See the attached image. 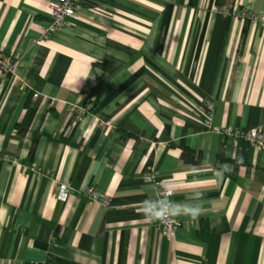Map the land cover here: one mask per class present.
I'll return each mask as SVG.
<instances>
[{"label": "crops", "instance_id": "0c3cea01", "mask_svg": "<svg viewBox=\"0 0 264 264\" xmlns=\"http://www.w3.org/2000/svg\"><path fill=\"white\" fill-rule=\"evenodd\" d=\"M50 1L0 0V264H264V148L203 123L264 133V0H81L44 37ZM148 172L199 196L172 238Z\"/></svg>", "mask_w": 264, "mask_h": 264}, {"label": "built area", "instance_id": "2783aa9c", "mask_svg": "<svg viewBox=\"0 0 264 264\" xmlns=\"http://www.w3.org/2000/svg\"><path fill=\"white\" fill-rule=\"evenodd\" d=\"M80 3L81 0H51L48 3L51 25L50 28L43 34L44 37H47L49 33L58 31L64 27L66 19L69 18L77 20L79 17ZM250 17L257 23H264V14H251ZM13 73L14 63L6 56L0 55V75L7 76ZM33 96L36 97L37 94H34ZM71 110L75 111L77 116H82L89 112L90 106L77 108L72 107ZM203 123L204 126L211 132L231 136L234 139H242L258 148H264V133L261 130L253 129L248 132H244L231 128H218L211 124L210 117L208 115L204 118ZM143 179L154 184L157 195L161 190V183L155 180L154 174L148 172L143 176ZM71 193L72 189L70 186L64 184H60L58 186V194L60 197L66 198ZM84 195L91 200L97 201L99 199L97 192L92 188L86 190ZM179 226L180 222L178 217L169 219L165 222L158 221L159 230L166 238H172Z\"/></svg>", "mask_w": 264, "mask_h": 264}, {"label": "clouds", "instance_id": "9594fccd", "mask_svg": "<svg viewBox=\"0 0 264 264\" xmlns=\"http://www.w3.org/2000/svg\"><path fill=\"white\" fill-rule=\"evenodd\" d=\"M230 170L229 168H224L220 173L221 177L224 171ZM175 192L176 188L173 184L161 182V190L159 193L155 198L145 199L140 205V211L149 222H165L179 216H187L196 219L202 214L203 207L198 202L199 196L193 197L191 202L181 203L171 198L175 195Z\"/></svg>", "mask_w": 264, "mask_h": 264}, {"label": "trees", "instance_id": "16d2710c", "mask_svg": "<svg viewBox=\"0 0 264 264\" xmlns=\"http://www.w3.org/2000/svg\"><path fill=\"white\" fill-rule=\"evenodd\" d=\"M193 155H194V152L190 151V150H185L184 153H183L184 159H189L192 162L194 161Z\"/></svg>", "mask_w": 264, "mask_h": 264}]
</instances>
